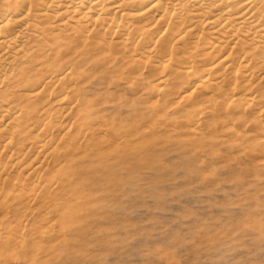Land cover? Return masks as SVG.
I'll list each match as a JSON object with an SVG mask.
<instances>
[{"label": "bare ground", "instance_id": "bare-ground-1", "mask_svg": "<svg viewBox=\"0 0 264 264\" xmlns=\"http://www.w3.org/2000/svg\"><path fill=\"white\" fill-rule=\"evenodd\" d=\"M78 58L105 65L122 60L134 73L149 61L160 70L154 88L164 97L175 96L177 78L190 77L191 95L208 91L222 107L219 115L229 109L240 116L243 106H254L264 116V92L258 93L264 88V0H0V217L15 202L25 208L18 223L5 228L6 244L19 247L9 264H20L26 245L56 231L50 216L67 220L78 212V172L91 169V155L124 138L106 137L110 129L80 98L68 62ZM175 63L180 71L172 69ZM194 102L190 108L185 102L193 127L215 108L211 103L199 111ZM33 215L48 227L26 231Z\"/></svg>", "mask_w": 264, "mask_h": 264}, {"label": "rangeland", "instance_id": "rangeland-1", "mask_svg": "<svg viewBox=\"0 0 264 264\" xmlns=\"http://www.w3.org/2000/svg\"><path fill=\"white\" fill-rule=\"evenodd\" d=\"M68 62L80 98L110 129L106 137L124 138L90 156L94 165L78 172V212L67 220L50 216L56 231L44 234L41 244L26 245L18 262L264 264V116L258 107L243 106L240 116L223 107L225 116L219 115L218 99L204 90L191 95L195 81L183 76L176 79L175 96L166 94L168 101L154 88L161 75L149 61L138 73L122 60ZM195 62L196 69L201 61ZM260 87L255 92L262 94ZM185 102L199 111L212 103L214 112L193 127ZM101 155L104 163L95 164ZM24 209L15 202L0 217V264L16 258L19 247L6 244L5 228L17 224ZM24 224L26 231L48 227L35 215Z\"/></svg>", "mask_w": 264, "mask_h": 264}]
</instances>
